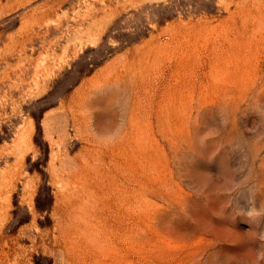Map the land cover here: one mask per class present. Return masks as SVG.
<instances>
[{"label": "rangeland", "instance_id": "obj_1", "mask_svg": "<svg viewBox=\"0 0 264 264\" xmlns=\"http://www.w3.org/2000/svg\"><path fill=\"white\" fill-rule=\"evenodd\" d=\"M0 264H264V0H0Z\"/></svg>", "mask_w": 264, "mask_h": 264}]
</instances>
